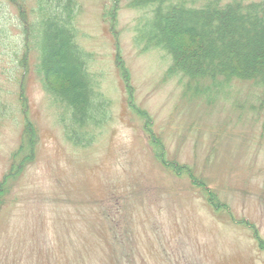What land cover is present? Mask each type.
Masks as SVG:
<instances>
[{"label":"rangeland","instance_id":"1","mask_svg":"<svg viewBox=\"0 0 264 264\" xmlns=\"http://www.w3.org/2000/svg\"><path fill=\"white\" fill-rule=\"evenodd\" d=\"M75 1L76 38L102 75L110 117L82 129L79 146L38 74L37 51L30 67L21 63L22 8L0 0V185L29 122L39 135L0 212V264H264L261 90L234 83L211 104L185 96L181 77H167L170 57L133 43L144 12L130 0Z\"/></svg>","mask_w":264,"mask_h":264},{"label":"trees","instance_id":"2","mask_svg":"<svg viewBox=\"0 0 264 264\" xmlns=\"http://www.w3.org/2000/svg\"><path fill=\"white\" fill-rule=\"evenodd\" d=\"M6 1L25 11L19 12L26 40L21 63L30 67V53L37 51L38 74L53 105L62 109V123L69 130L67 139L79 146L83 142L79 134L82 129L91 123L101 128L110 117L106 98L101 94L102 75L89 70L93 56L81 48L76 38V1L36 0L38 9L31 14L27 0ZM114 1L116 8L119 0ZM130 1L129 9L144 12L134 45L144 54L152 49L166 53L171 59L167 77H181L185 96L215 103L226 98V91L231 93L233 84L239 82L261 90L264 99V0ZM115 8L110 13L114 24ZM118 62L121 77L128 83L129 71L121 69L123 63ZM28 124L20 147L12 154L10 171L0 185V212L8 204L13 181L35 161L39 135L34 123ZM162 147L157 146L160 162L165 155ZM168 169L179 177L183 171L192 176L190 167L169 165ZM209 198L217 208L215 194L210 193Z\"/></svg>","mask_w":264,"mask_h":264}]
</instances>
